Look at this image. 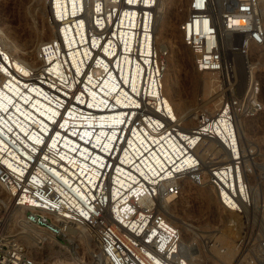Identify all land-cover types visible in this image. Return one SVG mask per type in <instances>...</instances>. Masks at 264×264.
<instances>
[{
  "label": "built area",
  "instance_id": "built-area-1",
  "mask_svg": "<svg viewBox=\"0 0 264 264\" xmlns=\"http://www.w3.org/2000/svg\"><path fill=\"white\" fill-rule=\"evenodd\" d=\"M159 2L62 6L33 63L0 31V264H264V155L241 125L264 110L251 53L264 46V11L187 0L179 42L218 103L208 111L198 94L184 126L161 91L171 46L156 45ZM186 184L209 193L210 213L180 218L182 198L199 207Z\"/></svg>",
  "mask_w": 264,
  "mask_h": 264
},
{
  "label": "rangeland",
  "instance_id": "rangeland-1",
  "mask_svg": "<svg viewBox=\"0 0 264 264\" xmlns=\"http://www.w3.org/2000/svg\"><path fill=\"white\" fill-rule=\"evenodd\" d=\"M186 2L187 0H184V5H186ZM262 5L264 11V0H262ZM41 6L44 8L43 2L41 3ZM45 10L42 11L38 8L32 0H0V26L7 30L11 36L15 35V38L17 37L16 43L20 47L25 48L33 38L35 31L40 32L43 28V13ZM183 17L184 13L180 17L174 19L170 23L169 30L167 29V32L160 33L156 39V45H162V43H165L171 46V54L166 59L163 84H165V94L177 108L183 105H193L196 96L200 94V88L198 85L196 86L192 83V79L201 76L192 72L189 51L180 44L176 29L177 23ZM156 33L157 31L155 34ZM49 37L50 31L45 28L43 33H41L40 39L41 41H45ZM177 52H181V58L178 57ZM254 53L258 55L260 63L257 78L261 85V97L264 100V46L254 47ZM189 77L191 78V81L188 80ZM171 86L174 87L171 88ZM244 88V71L238 64L234 94H241ZM242 122H245L246 124L243 131V134L245 133L243 140L246 142H255L264 155V110L261 114L253 118L244 119ZM186 186V190L188 191H205L203 189H193L191 186H188V184H186ZM182 199L179 202L180 207L178 208L179 210L177 214L184 220L187 217H190L191 213L196 214L198 208L196 210H190V212L183 210L181 206L184 205L185 202Z\"/></svg>",
  "mask_w": 264,
  "mask_h": 264
},
{
  "label": "bare ground",
  "instance_id": "bare-ground-1",
  "mask_svg": "<svg viewBox=\"0 0 264 264\" xmlns=\"http://www.w3.org/2000/svg\"><path fill=\"white\" fill-rule=\"evenodd\" d=\"M32 1L42 11H44L45 9L46 10L43 13V23H42L43 28L41 29L40 32L35 31L33 38L30 40L29 44L25 48L20 47L16 43L17 37L15 38V35L11 36L7 30H5L4 28H2L0 26V31L2 33L4 45L7 48V50L11 53V55H13L14 58H25L27 61H29L31 63H33L36 59L35 53L37 52L39 44L41 42H42V45L45 43H48V42H52L57 36V32L55 30V25L54 24H48L47 16L49 15L50 20H51L53 18V12H57V10L59 8H61L62 6H66V8L68 9L69 3H71V4L78 3L79 0H32ZM42 2L44 3V8H42V6H41ZM259 4H260L261 9H263L262 0H259ZM71 7H72V5H71ZM185 11H186V5H184V0H160V2H159L160 14H159V17H158L157 23H156L157 33L155 34V41L158 38L159 34L167 32V29L169 28L170 23L174 19L180 17L183 13L185 14ZM51 22H54V21L52 20ZM45 28L50 31V37L45 41H43V40L41 41V39H40L41 33H43ZM174 44H175V42H174ZM180 53L181 52H177V55L179 58H181ZM251 53L255 54L254 53V47L251 48ZM46 60L48 62V59H46ZM71 60H73V58H71ZM47 64H45V60L42 59V73H47V72L50 73L51 72L49 69L45 70V72H44V69L46 68ZM16 65L17 64L15 63V66ZM52 71L55 73L54 76H60L61 75V70L59 69V67H53ZM164 74L165 73H163V76H164ZM195 79H196V81H195ZM188 80L191 81V78L189 77ZM163 81H164V79L161 82V91L168 98V96L164 92L165 91V84H163ZM192 83L196 86L198 85V87L200 88V100H201L200 103L203 105V107L206 108L208 111L214 110L215 107L217 106L218 99H217V96L213 95L212 92L209 90L207 79L204 76H201L199 78L192 79ZM173 87L171 86V88H173ZM86 91L90 95L93 94L91 92V90L86 89ZM197 92H198V90H197ZM42 96H44V95L42 94ZM175 111H176V114L174 113V118L180 124H182L184 126H192L194 124L195 112H194V108H192V105H183V106H179L178 108L175 107ZM241 125H242L243 131H244L245 126H246L245 122L241 121ZM244 135H245V133H244ZM194 195L199 200L198 212H200V214L210 213V211L212 210L213 199L209 195V193L206 191H195ZM262 195L264 198V184L262 186ZM218 249H219V253L215 254V255H216V257H218L219 260L224 261V262H228V261L233 259L235 254H232V250H233L232 245L230 243L226 242L225 239H220L219 244H218ZM211 264H214V262H211Z\"/></svg>",
  "mask_w": 264,
  "mask_h": 264
}]
</instances>
